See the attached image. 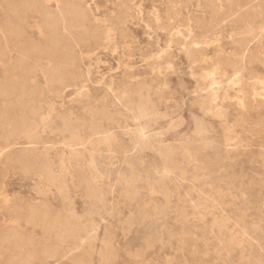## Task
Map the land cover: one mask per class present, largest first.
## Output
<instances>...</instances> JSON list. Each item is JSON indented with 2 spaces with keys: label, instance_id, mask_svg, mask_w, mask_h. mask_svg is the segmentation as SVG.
<instances>
[{
  "label": "rangeland",
  "instance_id": "374dc122",
  "mask_svg": "<svg viewBox=\"0 0 264 264\" xmlns=\"http://www.w3.org/2000/svg\"><path fill=\"white\" fill-rule=\"evenodd\" d=\"M39 1L92 22L58 31L77 65L61 88L45 58L25 86L11 73L24 43L48 42L38 14L26 41L4 43L0 87L25 97L0 108L37 110L34 143L10 150L48 159L59 181L7 164L0 128V235L16 227L28 264H264V0ZM5 20L0 5L1 40ZM27 205L81 230L55 246Z\"/></svg>",
  "mask_w": 264,
  "mask_h": 264
},
{
  "label": "bare ground",
  "instance_id": "6f19581e",
  "mask_svg": "<svg viewBox=\"0 0 264 264\" xmlns=\"http://www.w3.org/2000/svg\"><path fill=\"white\" fill-rule=\"evenodd\" d=\"M0 5L3 6L6 13L5 25L7 28L6 38L2 40L0 39V55L2 57L7 55V52L3 48L5 41L10 39L16 43L23 39L26 41L25 26L27 25L29 14H38L42 18L44 27L47 31L48 42L46 45L35 46L27 41L16 54L17 57L15 63L12 65L11 73L17 76L22 85L25 86L28 77L30 78V75L34 74V69L29 65V61L32 57H41L49 60L50 66L48 67L46 76L52 87L61 88L67 83V81L75 80L76 77L72 72L74 69H77L74 60V49L68 40L64 39V36L58 34V31L60 28H63L64 30L85 28L86 24L92 22L91 14L88 13V11L81 9L79 6L66 1L62 2L61 8L56 12L50 11V9L39 0H20L15 2L11 0H1ZM60 44L65 45L64 54H60L59 52L58 48ZM32 89L34 88L32 87ZM13 93L18 94V99L25 97L23 91H19L14 87H0V97L10 96ZM36 114L37 110L30 102H28L25 109L19 114H16L10 106L0 108V128L3 129L5 133L1 142L4 148L8 151L5 156V162L7 164L17 165L25 172L36 169L50 182L59 181V178L55 174L48 159L41 160L33 152L21 153L10 150V148L13 147L11 145L12 140L27 139V141L29 140L34 143L37 138V128L34 124V116H36ZM68 126L70 131L77 136L79 129L77 122L72 120L68 123ZM60 184H62V182ZM24 214L28 220H32L45 226L47 231L56 239L55 246H60L67 239L73 238L74 232L81 230L79 222H70L58 218L50 209L43 206L41 207L40 205H27ZM22 238V234L16 229V227H11L8 231L0 235V254L7 257L8 264H28V261L30 260L29 258L34 250L32 251L23 248ZM92 239H94V237ZM43 250L44 249H42V252L46 255ZM51 251L52 250H50V252ZM55 251L56 250H54V252Z\"/></svg>",
  "mask_w": 264,
  "mask_h": 264
}]
</instances>
